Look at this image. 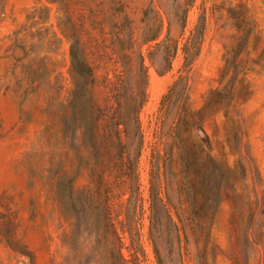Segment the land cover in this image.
I'll use <instances>...</instances> for the list:
<instances>
[{"label":"rangeland","instance_id":"obj_1","mask_svg":"<svg viewBox=\"0 0 264 264\" xmlns=\"http://www.w3.org/2000/svg\"><path fill=\"white\" fill-rule=\"evenodd\" d=\"M187 2L0 0V264H264V0ZM200 18L201 51L185 66L181 47ZM155 33L156 42L180 46L164 74V47L144 40ZM75 41L93 82L73 108ZM226 56L240 60L231 106L239 138L222 110L208 112L205 132L191 135L202 139L199 163L212 145L226 175L217 201L218 182L205 167L188 179L177 150L166 176L174 117H165L164 95L184 77L179 107L200 109L224 85ZM118 117L138 121V153L126 154ZM152 183L178 227L152 219Z\"/></svg>","mask_w":264,"mask_h":264},{"label":"trees","instance_id":"obj_2","mask_svg":"<svg viewBox=\"0 0 264 264\" xmlns=\"http://www.w3.org/2000/svg\"><path fill=\"white\" fill-rule=\"evenodd\" d=\"M195 0H188L187 4H193ZM186 15L187 11H184L178 21L181 22V26L184 27L185 21H186ZM170 22L172 20L171 17H169ZM204 33H205V21L204 18H200V22L195 26L194 30L192 31V34L187 39V41L183 44L181 47L183 54H184V65L190 66L192 62L195 60V58L199 55L201 51V46L204 40ZM158 39V34H153L151 36L145 37V42H156ZM248 39V34L245 33L240 37V41L237 44V50L236 53L240 52V50L243 48V46L246 44ZM163 48V54L162 59L165 61V65L162 69H158V72L160 74H164L165 72H168L171 69V61L173 57L177 54L178 49L180 46L177 42H175L173 45H167L165 46L164 43L156 42L153 46L154 49H162ZM151 56L153 55V52H150ZM70 58H71V68L73 73L78 77L79 81L75 85L74 92L72 94V107L74 108V101L77 99H74V97L82 96L84 93V90L88 91L89 85L93 82V68L91 67L90 63L87 61V59L84 56L83 49L80 46V43L78 41L72 42L70 46ZM154 57L152 56V59ZM239 65L240 60H238L235 57H228L225 58V64L224 67L221 69V75H220V81L224 84L221 89H212L210 91V94L205 101V104L200 109H191L189 106H186L182 104L179 107V99L184 100L183 95L186 94L185 87L186 85H183V88L180 90L177 89L178 85L182 82L184 77H180L178 80H176L171 87L169 88L168 92L164 95V101L168 99L170 104H167L165 109V117L166 119L170 116L174 117V122L172 123V127L170 130L165 133V136L167 137L166 145L164 147V164H165V174L167 176V170L171 168V165L173 164V153L175 150H177L179 154V158L181 160V164L183 165L188 179H190L189 172L192 171L194 174L196 173L195 170L197 168H203L205 167L208 170V175H210L211 178L214 179V181L218 182V193H217V201L219 199V189H220V183H221V177L226 176L222 172V168L219 164V161H217L216 158L213 157L211 154V150L213 149L212 145H207L206 153L207 156H205V163H199L198 157H200L202 153L199 150V145H197V142L200 141L201 138L198 140L191 139V135L195 129H199L203 132V124L205 119L208 116V112L210 111H219L222 110L224 112V115L226 117V122L229 124V133L232 136L233 140H237L239 138V130L237 127V119L235 118L234 112L231 109L232 104L237 98L238 95V86L237 82L239 81ZM137 71L140 73V75L143 78V84L141 85L142 88L146 87L147 83V72L146 67L144 63V56L141 52L138 53V64H137ZM146 96V92L143 91V95L139 99L141 103L143 104L144 99ZM187 97V95H186ZM135 100H137L135 98ZM89 101L88 104H90V100H84ZM165 103V102H164ZM209 108V109H208ZM90 116V113H89ZM117 126L123 125L122 132L125 134V148L127 151V155H132V151H137V153L140 151V127L138 125V121L135 119L134 126H131L130 121L126 117H118L116 119ZM206 134V133H205ZM2 135L0 133V139ZM202 140V139H201ZM137 142V145L132 147V142ZM205 146L206 144L203 143ZM131 157V156H130ZM200 159V158H199ZM52 167H49L46 171L51 173ZM50 174H47V176ZM194 181L197 180V177L193 179ZM57 182V180H56ZM189 182V180H188ZM151 198H152V219L158 220V222L161 224L162 220L164 218H168L169 221L176 227H178V224L173 219L172 212L169 208L170 202L168 199H165L162 193L160 192L159 188L155 187V184L152 183L151 186ZM180 218V217H179ZM179 221L182 223L180 228L185 227V222L182 221V219H179ZM13 247V245H12ZM18 251L24 252L20 249ZM25 253V252H24Z\"/></svg>","mask_w":264,"mask_h":264}]
</instances>
